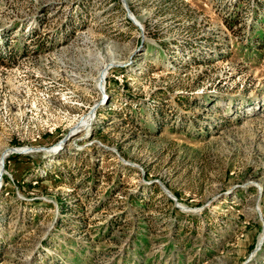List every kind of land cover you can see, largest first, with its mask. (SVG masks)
I'll return each mask as SVG.
<instances>
[{"label":"rangeland","instance_id":"rangeland-1","mask_svg":"<svg viewBox=\"0 0 264 264\" xmlns=\"http://www.w3.org/2000/svg\"><path fill=\"white\" fill-rule=\"evenodd\" d=\"M0 169V264H264V0H0Z\"/></svg>","mask_w":264,"mask_h":264},{"label":"bare ground","instance_id":"bare-ground-1","mask_svg":"<svg viewBox=\"0 0 264 264\" xmlns=\"http://www.w3.org/2000/svg\"><path fill=\"white\" fill-rule=\"evenodd\" d=\"M111 63H112V64H115L113 61H112ZM112 64H111V65H112ZM103 73H104V72H103ZM102 78H103V76H102ZM102 78L100 79V85H101V88H102V81H103ZM88 120H89V119H87V120L85 121V123H84V125H83L84 128L88 127V126H87V124H88ZM79 129H80V128H79ZM87 129H88V128H87ZM24 150H25V151H33V152H35V151H40L39 149H31V150L24 149ZM20 151H22V150H20ZM6 154H8V152L3 153V155H6ZM2 172H3V169H0V174H2ZM185 210H187V209H185ZM185 210H184V211H185ZM263 235H264V234H263ZM263 235H262V236H263ZM262 236H261V237H262ZM262 240H263V239H262Z\"/></svg>","mask_w":264,"mask_h":264}]
</instances>
